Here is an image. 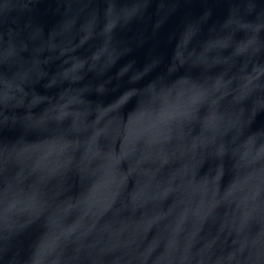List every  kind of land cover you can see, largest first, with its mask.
Masks as SVG:
<instances>
[{
	"label": "water",
	"instance_id": "water-1",
	"mask_svg": "<svg viewBox=\"0 0 264 264\" xmlns=\"http://www.w3.org/2000/svg\"><path fill=\"white\" fill-rule=\"evenodd\" d=\"M0 264H264V0H0Z\"/></svg>",
	"mask_w": 264,
	"mask_h": 264
}]
</instances>
